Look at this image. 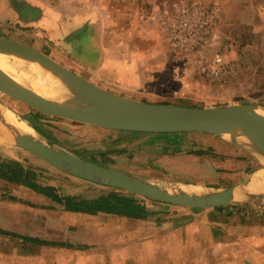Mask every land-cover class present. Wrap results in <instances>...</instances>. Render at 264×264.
I'll return each mask as SVG.
<instances>
[{
    "label": "rangeland",
    "instance_id": "obj_1",
    "mask_svg": "<svg viewBox=\"0 0 264 264\" xmlns=\"http://www.w3.org/2000/svg\"><path fill=\"white\" fill-rule=\"evenodd\" d=\"M24 1L58 9L66 15L83 13L98 17L101 22L110 24L108 29L114 25L128 31L131 25L133 30L126 32V39L134 36L137 46L142 47L139 42L146 34L148 46L154 48L150 32H144L141 27L134 31L140 16L144 20L147 12L158 13L157 22L161 26L166 9H174L175 4L192 0ZM204 1L219 10V17L206 38V54L212 57L217 52L222 53L233 72L225 81H211L200 72L197 57L171 51L173 60L169 57L166 77L161 78V85H156L151 73L152 80L145 78L142 89L150 90L148 94L152 97L148 98L152 103L198 107L250 103L264 106V0ZM9 2L11 6L23 4L21 0ZM115 33L111 31L116 38L124 36L123 32L120 35ZM0 36L20 40L48 55L52 52V42L45 43L48 38H43L34 27L7 13L1 4ZM93 41V47L97 46ZM90 53L94 51H89L88 55ZM64 63L61 64L67 66ZM71 70L76 72L77 69ZM0 105L26 119L41 142L91 162L148 179L162 188L176 186L208 193L241 184L240 189L248 190L250 194L245 199H236L231 205L216 208L165 203L76 177L18 145L0 146V163H20L29 171L32 181L53 186L62 198L93 199L114 191L134 195L153 213V218H160V235L166 237L169 245L167 252L161 254L159 264H240L249 257L256 259L255 255L264 258V205L258 203L264 199V194L262 190H251L249 184L243 183L264 169V156L252 151L251 147L244 148L230 137L214 133L134 132L96 126L43 113L7 91L0 94ZM48 207H52L55 213L56 223L50 236L56 241L61 237L60 229L66 228L63 223L60 226L58 220L65 205L23 184L0 178V228L26 236H35V233L44 236L42 229L46 225L43 217L47 218L44 213ZM38 215L39 232L32 229V221ZM9 236L0 234V248L4 251L13 252L15 247L18 253L25 255L37 253V244ZM123 244L125 242L117 238L113 229L112 238L105 245L84 247L72 244L73 247L64 249L41 245L40 257L48 255L50 262H34L31 257H25L9 264H136L133 263L134 252ZM105 250L111 252L112 262L107 260ZM118 253L132 261H113ZM140 260L137 264H147ZM158 263L152 261L149 264Z\"/></svg>",
    "mask_w": 264,
    "mask_h": 264
},
{
    "label": "crops",
    "instance_id": "obj_2",
    "mask_svg": "<svg viewBox=\"0 0 264 264\" xmlns=\"http://www.w3.org/2000/svg\"><path fill=\"white\" fill-rule=\"evenodd\" d=\"M21 2L23 4L19 7V3L11 6L9 0H0L3 10H6L7 13L12 14L14 18L19 19L24 24L34 27L43 38L45 36L49 39L45 43L52 42L50 45L52 52L49 54L52 58L60 63L64 61L68 68L77 69L76 72L79 75L109 91L137 101H152L148 98L152 97V94H148L150 90L142 89L143 81L145 78L152 80V73L156 85H161V78L165 79L166 77L169 57L173 60L171 56L173 52L171 51L175 52L169 44L166 33L163 31V23L161 22L160 26V22H157L158 13L147 12L144 20L140 16L141 20L138 23L136 22L138 25L134 28V31L139 30L138 28L141 27L144 32H150L154 45V48L148 46L149 40L146 39L145 34L144 40L139 42L142 47H139L133 38L134 36H132V39H126V32L133 30L131 25L128 31L123 28L120 30L117 25L118 28L111 25V28L108 29L110 24L101 22L98 17L92 18V15L89 16L83 13H69V15H66L63 11L41 7L32 1L21 0ZM111 31L113 34L116 32L117 35L123 32L124 36H122L123 38L121 36L116 38L111 34ZM93 40L97 45L95 47H93ZM37 41L41 44L39 39ZM86 41L91 42L87 43ZM89 51H94V53L88 55ZM84 56L87 57L83 59ZM152 85L155 84L152 83ZM177 137L179 138L178 134ZM63 210V215L58 220L60 221L59 225L61 226L63 223L66 228L64 230L60 229L62 234L59 232L61 237L57 238L58 240L55 241L53 240L55 238L50 236L52 226L56 223L52 207H48L44 213L47 215V218L43 217L46 226H43L42 232L45 235L41 236L35 233L33 234L35 236L30 237L47 241L52 240L51 242L55 244L50 245L59 246L60 249L70 248L74 244H79L74 246L81 245L84 247L90 245L101 246L110 242L113 229H115L117 238L125 242L123 246L131 248L130 250L134 252L133 263L137 264L140 259V262L146 261L147 264L152 261L158 263L162 261L161 254L167 252L169 244L166 237L160 235L162 230L159 224L160 218H153L151 215L148 218L139 219L106 212L89 214L72 212L65 208ZM39 216L32 221V229L37 232L40 229ZM1 229L8 230L5 227ZM59 243L69 244L70 246L60 245ZM35 244H37V253L27 255L23 252L18 253L15 247L12 248L13 252L8 249L4 251L0 248V264H9L17 261V258L25 257H31L34 262H50L48 255L40 257L39 253L43 250L40 248L47 246V244ZM105 251L108 254L107 260L112 262V258L109 256L111 252L109 250ZM255 258L252 260L249 257V260H242L240 264H243V262H245L244 264H264V258L261 255H255ZM127 260L128 257H122L121 253H118V257L114 255L113 258V261Z\"/></svg>",
    "mask_w": 264,
    "mask_h": 264
},
{
    "label": "water",
    "instance_id": "obj_3",
    "mask_svg": "<svg viewBox=\"0 0 264 264\" xmlns=\"http://www.w3.org/2000/svg\"><path fill=\"white\" fill-rule=\"evenodd\" d=\"M0 52L24 57L57 73L79 97L78 100L56 102L19 84L0 68V87L43 113L122 131L226 135L244 148L247 147L239 140L252 142L256 148L251 147V150L264 156V117L251 113L259 104L198 107L137 101L97 85L20 40L0 36ZM16 144L76 177L165 203L197 208L228 206L236 200L241 186L237 184L194 197L187 192H171L132 173L91 162L31 135L18 138ZM250 182L251 178L243 183Z\"/></svg>",
    "mask_w": 264,
    "mask_h": 264
},
{
    "label": "bare ground",
    "instance_id": "obj_4",
    "mask_svg": "<svg viewBox=\"0 0 264 264\" xmlns=\"http://www.w3.org/2000/svg\"><path fill=\"white\" fill-rule=\"evenodd\" d=\"M0 68L19 84L56 102L79 99L64 78L57 73L45 69L37 62L17 55H9L0 52ZM4 91L7 90L0 87V94ZM251 113L264 117V106L259 105L258 108ZM29 135L40 139L35 134L32 125L26 119L17 116L12 111L0 105V146H17L16 143L18 138ZM243 140L244 139L239 141L242 142L244 146L256 148V146L251 144L252 142H244ZM249 187L248 188L251 190H262L263 193H259L264 194V169L260 170V172L253 177L252 181L249 183ZM168 189L171 192H187L194 197H200L205 194V191L202 190H193L190 188L186 190L185 188H177L176 186H169ZM248 194H250L248 190L240 189L235 198L237 200L245 199L248 197Z\"/></svg>",
    "mask_w": 264,
    "mask_h": 264
},
{
    "label": "built area",
    "instance_id": "obj_5",
    "mask_svg": "<svg viewBox=\"0 0 264 264\" xmlns=\"http://www.w3.org/2000/svg\"><path fill=\"white\" fill-rule=\"evenodd\" d=\"M218 17V7L204 0L186 1L175 4L174 9H166L162 28L172 49L197 57L200 72L211 81L220 82L233 71L222 53L212 57L206 54V38ZM258 203L264 205V199Z\"/></svg>",
    "mask_w": 264,
    "mask_h": 264
},
{
    "label": "trees",
    "instance_id": "obj_6",
    "mask_svg": "<svg viewBox=\"0 0 264 264\" xmlns=\"http://www.w3.org/2000/svg\"><path fill=\"white\" fill-rule=\"evenodd\" d=\"M0 178H3L10 182L23 184L41 194L62 202L65 205V209L72 212H84L89 214L106 212L139 219L148 218L153 214L150 210H148L147 206L141 203L134 195L128 196L119 191H114L111 194L103 195L93 199H78L75 196L62 198L56 192L53 186L42 185L36 181H32L29 171L24 169L18 162H1ZM0 234L15 236L23 240L39 244H55L51 241L13 233L1 228ZM59 244L63 245L64 243ZM64 245L70 246L69 244Z\"/></svg>",
    "mask_w": 264,
    "mask_h": 264
}]
</instances>
